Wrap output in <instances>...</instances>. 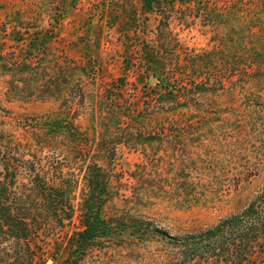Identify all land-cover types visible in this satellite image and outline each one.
I'll return each mask as SVG.
<instances>
[{
	"label": "rangeland",
	"instance_id": "374dc122",
	"mask_svg": "<svg viewBox=\"0 0 264 264\" xmlns=\"http://www.w3.org/2000/svg\"><path fill=\"white\" fill-rule=\"evenodd\" d=\"M257 3V0H0V54L15 52L17 58L26 57L24 52L30 49L36 52V44L46 39L52 58L59 61L66 58L75 66L85 67L87 75L80 77L85 105L73 122L90 138L84 150L90 156L99 154L93 161L102 169L109 170L112 164L115 171L125 172V182L130 187L136 186L129 175L138 166L146 177L148 172L163 179L192 181L197 185L196 193L187 202L156 193L150 204L144 198L143 207L135 206V201L130 204L131 212H142L172 234L191 233L238 213L264 186V114L256 113H264V87L248 81L239 83L236 77L233 79L236 83H230L226 75H219L224 76L223 85L211 80L208 87L212 93L195 94L194 99L187 101L179 96V107L168 113L181 123L178 136L168 131L166 136L169 142L173 141L171 144L160 148L147 146L145 153L141 145L128 147L116 141V128L108 132L99 123L101 118L106 121L118 111L106 104L110 97L106 91L114 87L111 94L117 104L124 106L126 100L134 109L144 111L147 103H153V90H162L158 80L170 76L162 57L169 59L171 54L174 60L185 62L187 56L224 52L225 25L211 27L204 16L194 18L196 12L204 10L211 14L217 6L218 12L230 19L228 28L252 26V32L260 34L257 19L264 16L256 13ZM232 18L237 21H231ZM27 26L28 31L24 29ZM221 62L219 59L214 63L217 69ZM207 70L216 74L211 66ZM121 79L125 81L124 87L120 85ZM8 80L0 70V132L41 158L43 166L50 154L59 163L64 157L67 162L72 161L60 151L41 152L36 140L43 134L28 126L44 116H66L61 101L9 100ZM163 116L156 114L153 123H159ZM253 120L259 124L257 132L242 125ZM239 130L245 133L240 134ZM105 139L109 143H103L104 146L115 149L111 159V150L106 153L99 148ZM181 151L191 155L201 168L192 171L189 179L180 174ZM172 154L176 156L174 167L169 164ZM160 158L165 161L159 162ZM90 162L87 160L84 167L83 161L71 163V169L58 164L61 166L58 172L64 178L71 172L81 183L82 171ZM79 193L78 189L76 196ZM114 201L117 208H125L122 201ZM80 229L75 217L57 236L44 237L40 232L39 238L32 241L37 246L35 264H160L168 254L166 246L154 243L138 255L130 246L122 248L121 238L111 234L105 242L94 244L86 254L79 255L71 237ZM123 239L129 240L127 234Z\"/></svg>",
	"mask_w": 264,
	"mask_h": 264
},
{
	"label": "trees",
	"instance_id": "16d2710c",
	"mask_svg": "<svg viewBox=\"0 0 264 264\" xmlns=\"http://www.w3.org/2000/svg\"><path fill=\"white\" fill-rule=\"evenodd\" d=\"M257 1L256 13L264 16V0ZM196 13L192 14L194 18L204 16L211 27L225 25L224 52L187 56L185 62L178 58L175 61L171 54L169 59L162 57L170 76L164 75L158 80L162 90H153V103H147L144 111L134 109L126 100L124 106L117 104L111 94L114 87L109 88L106 92L110 97L106 104H111L113 111L114 106L117 107L118 111L106 121L101 118L99 123L108 132L116 128V141L128 147L141 145L143 153L147 146L160 148L166 143L171 144L173 141L169 142L166 133L170 131L178 136L181 123L168 113L179 107V96L186 97L187 101L194 99L195 94L212 93L208 87L211 80L223 85L222 78L226 75L230 83L248 81L264 87V18L257 19L260 34H255L252 26L228 28L230 19L218 12L217 6L211 14L204 13V10ZM231 21L237 20L232 18ZM24 29L28 31L30 27ZM36 49V52L33 49L24 52L26 57L21 58H17L15 52L0 54V70L9 78L6 97L9 100L52 98L61 101L66 116H44L28 126L43 134L36 140L41 152L48 150L54 154L60 151L69 155L72 161L67 162L64 157L59 163L50 154L43 166L41 158L0 132V264H35L37 246L32 241L39 238L40 232L44 237L59 235L75 217L81 229L73 233L71 244L76 246L79 255L86 254L88 247L105 242L111 234H116L121 238L122 248L130 246L140 255L154 243L166 246L168 254L160 264H258L264 261V186L238 213L191 233L172 234L142 212H131L133 201L135 206L143 207L144 198L149 201L156 193L178 199L180 203L187 202L193 192L196 193L197 185L180 178L163 179L148 172L146 177L145 171L138 166V170L129 175V180L135 181L136 186L130 187V183L125 182V172L115 171L112 164L109 170L102 169L93 161L100 157L99 154L90 156L84 150L89 146L90 138L73 123L85 105L80 77L87 75V70L75 66L69 59L60 62L52 58L46 39L40 40ZM219 59L222 66L217 69L215 64ZM209 66L216 70V74L207 70ZM219 75L224 76L219 78ZM235 77L236 81L233 80ZM120 85H126L123 79ZM256 113L264 114L261 111ZM156 114H165V117L160 118L159 123H153ZM242 125L255 132L259 127L255 120L244 121ZM239 132L243 134L245 130ZM108 141L102 140L99 148L106 153L111 150V159L115 156V149L104 146L103 143L108 144ZM181 154L180 174L189 179L192 171L201 168L187 152L181 151ZM166 155L167 151L165 158ZM170 158L169 164L174 167L176 156L172 154ZM87 160L91 162L82 171L81 183L71 172L68 178L58 172L61 167L58 164L70 167L71 163L83 161L84 167ZM161 160L165 161L160 158L159 162ZM153 182L157 184L153 185ZM78 189L80 193L76 196ZM129 192L132 193L130 197ZM114 200L122 201L125 208H117ZM124 234L129 237L128 241L123 239Z\"/></svg>",
	"mask_w": 264,
	"mask_h": 264
},
{
	"label": "water",
	"instance_id": "95a60500",
	"mask_svg": "<svg viewBox=\"0 0 264 264\" xmlns=\"http://www.w3.org/2000/svg\"><path fill=\"white\" fill-rule=\"evenodd\" d=\"M152 82V80H150V83Z\"/></svg>",
	"mask_w": 264,
	"mask_h": 264
}]
</instances>
